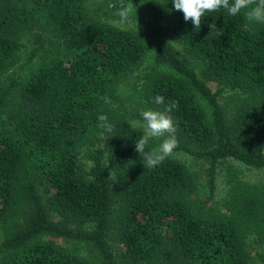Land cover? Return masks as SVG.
I'll return each mask as SVG.
<instances>
[{
	"label": "trees",
	"instance_id": "trees-1",
	"mask_svg": "<svg viewBox=\"0 0 264 264\" xmlns=\"http://www.w3.org/2000/svg\"><path fill=\"white\" fill-rule=\"evenodd\" d=\"M122 5L132 30L102 19ZM157 95L203 174L143 167L132 121ZM231 159L264 170V24L220 9L195 29L172 0H0V264H264V182Z\"/></svg>",
	"mask_w": 264,
	"mask_h": 264
},
{
	"label": "clouds",
	"instance_id": "clouds-1",
	"mask_svg": "<svg viewBox=\"0 0 264 264\" xmlns=\"http://www.w3.org/2000/svg\"><path fill=\"white\" fill-rule=\"evenodd\" d=\"M174 9L182 12L184 20L191 21L195 29L201 27L202 17L207 12H216L220 9L226 10L230 16H237L244 11L247 21L252 23L264 24V0H172ZM131 12V6H121L119 16L121 22L128 19ZM210 35L221 31L217 29L215 23L209 25ZM209 35V36H210ZM111 103L110 101H106ZM153 102L163 106V111L145 110L140 113L142 117V134L137 138L135 150L142 159L144 168H155L163 163L174 149L178 146L176 137L175 122L170 115L172 110L177 107L176 101H169L165 104V98L161 95L154 97ZM115 106V105H114ZM99 127L112 130V125L108 123L106 115L98 117ZM155 138H163L157 149L146 151L150 140Z\"/></svg>",
	"mask_w": 264,
	"mask_h": 264
},
{
	"label": "rangeland",
	"instance_id": "rangeland-1",
	"mask_svg": "<svg viewBox=\"0 0 264 264\" xmlns=\"http://www.w3.org/2000/svg\"><path fill=\"white\" fill-rule=\"evenodd\" d=\"M102 19L116 27V28H120V29H125V30H129V29H133L135 27V21L131 18L128 17V19L124 22H121V18L120 17H111V16H103ZM172 44L173 46L175 47V49L180 52V53H183V48L180 44H178L177 42L175 41H172ZM14 75H12L11 77H13ZM210 86L211 88L216 91L218 89V86L217 84L211 82L210 83ZM226 102V99H221V103L222 104H225ZM142 123L143 121H132V125L133 127L137 128V129H140L141 131H143V128H142ZM162 139L163 138H155V139H152L153 142H154V145H155V149H157L160 145V143L162 142ZM86 147H84L83 149H81L78 153V157L82 159V161L85 163V166L87 168H90L92 166V162L90 161H87V156H86ZM170 157L182 162L183 164H185L190 170L191 172H194V173H204L205 169H206V164L205 162L183 152V151H177L174 149L172 155H170ZM229 163L231 165H233L235 167V169H237V171L240 173V176L242 179H244L246 182H249V183H252V184H259V183H262L264 182V170H261V169H256V168H253V167H248L246 165H244L243 163L239 162V161H236V160H230ZM226 167H227V164L226 165H222L220 166V168L218 169V173L216 175V185H217V188H216V201H223L225 199V197L227 196V193L230 189V186L228 184V180H227V177H226ZM59 242L61 244H66L65 246L68 247V248H72V249H76L77 251H79V249L81 250V254L82 255H87L88 253L85 252V249L84 248H80L79 245L75 246L73 244H68V243H64L63 240H59ZM252 247H253V253H255L256 249L258 247H260V245L256 242H253L252 241ZM264 248V247H263ZM256 264H260L259 262H256Z\"/></svg>",
	"mask_w": 264,
	"mask_h": 264
}]
</instances>
